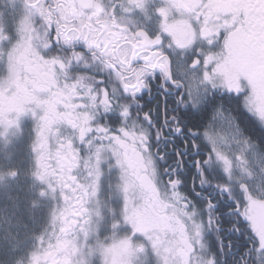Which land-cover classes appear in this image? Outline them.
<instances>
[{
    "label": "snow or ice",
    "instance_id": "1",
    "mask_svg": "<svg viewBox=\"0 0 264 264\" xmlns=\"http://www.w3.org/2000/svg\"><path fill=\"white\" fill-rule=\"evenodd\" d=\"M12 5L5 147L32 127L0 155V182L28 181L0 264H229L241 240L264 255V145L232 107L264 128V0Z\"/></svg>",
    "mask_w": 264,
    "mask_h": 264
},
{
    "label": "rangeland",
    "instance_id": "2",
    "mask_svg": "<svg viewBox=\"0 0 264 264\" xmlns=\"http://www.w3.org/2000/svg\"><path fill=\"white\" fill-rule=\"evenodd\" d=\"M26 122L28 124H26ZM25 124V131L32 127V121H24ZM8 139L12 142L7 147L4 145V138L0 137V155L7 151L19 150L18 148L22 147L23 145V137L17 140L16 137L12 136L11 134L8 135ZM26 150V147H25ZM21 153V151H20ZM3 167L0 168V171L6 169L11 163L10 161L2 162ZM12 163H14L12 161ZM28 181L26 180L25 176L22 174L17 180L5 179L3 182H0V229L10 227L7 223L9 218H11L12 222L15 223L16 217L12 216L11 213L12 209V202L13 199L19 197L21 201H23L26 195V188H27ZM39 209V204L37 206V210ZM26 218V217H25ZM264 263V255L261 256V264Z\"/></svg>",
    "mask_w": 264,
    "mask_h": 264
},
{
    "label": "flooded vegetation",
    "instance_id": "3",
    "mask_svg": "<svg viewBox=\"0 0 264 264\" xmlns=\"http://www.w3.org/2000/svg\"><path fill=\"white\" fill-rule=\"evenodd\" d=\"M12 0H0V8H5L8 12V16L4 21L5 27L8 31H11L14 26V20L11 15V9H12ZM24 121H31V119H25ZM26 124H28L26 122ZM26 129V128H25ZM27 140V130L24 132V139H23V145L22 150H25V143ZM20 148V147H19ZM23 153V152H22ZM21 158L23 156L21 155ZM12 163V161H10ZM15 162V160H13ZM247 249V251H246ZM256 257L257 258V264H261V256L262 254L255 251L253 245L248 242L247 240H241L239 243L235 245L232 252L225 256V260L229 262V264H234V261H240L241 259H247V256ZM264 264V263H263Z\"/></svg>",
    "mask_w": 264,
    "mask_h": 264
},
{
    "label": "trees",
    "instance_id": "4",
    "mask_svg": "<svg viewBox=\"0 0 264 264\" xmlns=\"http://www.w3.org/2000/svg\"><path fill=\"white\" fill-rule=\"evenodd\" d=\"M233 110L237 112L238 115H240V119L243 121L241 127L245 134V136L251 138L255 143L258 145H264V128L260 127L258 124H256L254 121H252L249 117L244 116L238 112L235 105H232ZM22 152H26V150H22V148H18ZM247 259H241L240 261H234V264H257V258L247 256Z\"/></svg>",
    "mask_w": 264,
    "mask_h": 264
}]
</instances>
